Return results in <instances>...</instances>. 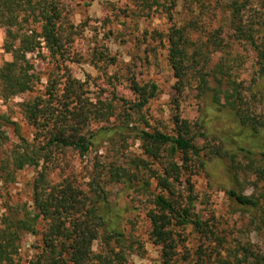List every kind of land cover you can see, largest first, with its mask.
<instances>
[{"label": "trees", "instance_id": "1", "mask_svg": "<svg viewBox=\"0 0 264 264\" xmlns=\"http://www.w3.org/2000/svg\"><path fill=\"white\" fill-rule=\"evenodd\" d=\"M179 1L184 18L157 34L167 44L175 92L182 96L196 83V90L207 97L208 111L230 120L238 153L248 160L245 167L235 161L225 139L210 140L204 116L193 121L174 115L170 130L152 125L143 108L158 94L155 83L141 85L132 76L127 82L133 100L114 90L109 92L112 99L99 96L92 102L84 84L68 71L64 82L51 73L43 92L18 104L33 128L31 135H23L16 122L0 115V182H14L26 168L36 170L29 203L7 206L0 215V264L14 262L26 235L37 237L26 264L122 263L130 248L123 211L106 189L119 183L149 193V236L161 250V264H172L178 229L187 227L208 244L216 243L214 248L199 247L203 259L197 264H264V253L251 241L226 248V240L203 220L189 182L199 170L210 178L208 164L230 156L235 172L223 191L248 216L251 233L264 242V0H172V6ZM63 11V0H0V29L11 39L5 50L12 57L0 66L2 99L37 90L40 76L28 55L44 49L55 70L64 67L77 27ZM243 50L254 55V73L246 86L240 80L247 62ZM98 56L115 64L114 58L101 52ZM3 122L14 126L18 141L9 149ZM129 138L139 142L140 153L124 155L123 162H111L107 168L97 163L103 168L95 172L88 190L75 186L66 174L69 157H85L113 141L127 149ZM247 187L251 194H245ZM95 242L102 246L96 252Z\"/></svg>", "mask_w": 264, "mask_h": 264}, {"label": "rangeland", "instance_id": "2", "mask_svg": "<svg viewBox=\"0 0 264 264\" xmlns=\"http://www.w3.org/2000/svg\"><path fill=\"white\" fill-rule=\"evenodd\" d=\"M172 0H63L64 11L70 21L77 27V35L69 47V58L61 69L55 70V63L46 50L30 54L27 58L34 65L40 76L36 91L4 100L0 97V115L16 122L23 135L28 136L33 128L28 126L20 114L18 104L29 100L44 91L47 78L51 73H57L56 79L62 80L63 74L68 71L72 78L84 84V89L92 102L100 96L102 100L112 99L110 91L118 93L125 100L135 97L128 88L127 79L134 76L139 84L155 83L158 94L144 108L143 113L152 125L159 128H173L174 115L188 120H204L212 132V137L225 139L227 149L235 157V161L245 167L247 159L238 153L236 136L230 120L216 110L207 109V97L196 90V83L187 89L182 96L175 92V79L167 61V44L165 39H159L157 34H164L174 22H180L184 15L181 13V4L173 7ZM11 39L0 29V66L11 61L10 53L5 47ZM103 53L115 59V64H106L100 60L98 54ZM247 62L244 64L240 80L248 85L254 73V55L250 51H241ZM102 90L106 92L102 94ZM116 102V101H115ZM117 103V102H116ZM208 112V113H207ZM113 122V119L111 120ZM114 123V122H113ZM2 131L8 137L7 149L17 143L14 126L2 123ZM117 138L114 139L116 141ZM104 143L98 150H93L85 157L74 155L69 157L66 174L74 179L75 186L81 190H88V183L101 167L97 163L108 167L111 162H123L127 158L140 153L139 142L127 140V149L119 143ZM204 143V142H203ZM105 172L106 169H105ZM210 178L199 170L189 176V182L197 195L198 208L203 220L215 230L218 237L226 240L225 246L251 241L264 253V242L251 233L248 225V216L238 211L239 207L230 202L223 188L229 187L230 178L234 175L230 156L208 164ZM237 174L242 179L241 169ZM36 175L34 168H26L18 172L15 181L0 182V215L7 206L29 203L31 198V183ZM252 177L251 180H253ZM150 190L154 188V182ZM182 187H188L185 180ZM110 200L123 211L122 228L126 235L125 260L113 264H161V250L154 245L150 236V223L147 212L150 209L148 192L138 189H125L122 184L108 185ZM252 189L247 187L245 194H251ZM115 204V205H116ZM180 237L172 264H197L198 250L201 246L214 248L215 242L208 244L204 238L195 233L191 227L178 229ZM37 237L26 235L20 249L19 256L12 264H26L33 254V247L37 244ZM99 242H95L93 251L100 250ZM95 264H99L95 262Z\"/></svg>", "mask_w": 264, "mask_h": 264}]
</instances>
